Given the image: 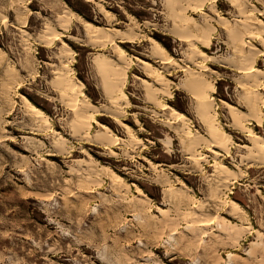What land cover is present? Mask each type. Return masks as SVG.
I'll list each match as a JSON object with an SVG mask.
<instances>
[{
  "label": "rangeland",
  "instance_id": "1",
  "mask_svg": "<svg viewBox=\"0 0 264 264\" xmlns=\"http://www.w3.org/2000/svg\"><path fill=\"white\" fill-rule=\"evenodd\" d=\"M176 1L0 0V264H264V164L248 147L264 124L248 120L243 90L255 84L264 120V0ZM190 73L212 126L232 137H219L222 156ZM78 99L95 106L80 130ZM224 102L246 114L240 128ZM100 124L118 144L91 142L111 141Z\"/></svg>",
  "mask_w": 264,
  "mask_h": 264
},
{
  "label": "bare ground",
  "instance_id": "2",
  "mask_svg": "<svg viewBox=\"0 0 264 264\" xmlns=\"http://www.w3.org/2000/svg\"><path fill=\"white\" fill-rule=\"evenodd\" d=\"M174 1H176V0H174ZM186 1V0H185ZM235 1V0H234ZM233 1V2H234ZM177 2V1H176ZM186 3V2H185ZM173 4V3H172ZM187 4V3H186ZM238 4V3H237ZM173 5H175V4H173ZM172 5V6H173ZM204 5V4H203ZM181 7V6H180ZM189 7V6H188ZM201 7V6H200ZM194 8V7H193ZM247 8V7H246ZM185 9V8H184ZM194 11H195V9H193ZM243 13V12H242ZM241 13V14H242ZM110 14V13H109ZM249 16V15H248ZM243 17V16H242ZM178 19V18H177ZM189 19V18H188ZM248 19L249 18H245V20L243 21L244 23L243 24H245V21H248ZM180 21H182L181 20V18H180ZM192 21V20H191ZM224 21V20H223ZM258 21H259V19H258ZM226 22V21H225ZM262 22V21H261ZM183 23V22H182ZM248 23V22H247ZM184 24V26H185V23H183ZM182 24V25H183ZM226 24V23H225ZM262 24V23H261ZM261 24L259 25V26H261ZM177 25H179V24H177ZM224 25V24H223ZM87 26L89 27V28H91V30L92 29H95V30H97V31H100L101 32V28H99V27H96V26H94V25H92L91 23L89 24H87ZM176 26V25H175ZM200 26H202V25H200ZM200 26H194V27H188L189 28V32H191V33H193V34H196V36H200V35H203V31H204V29H202ZM205 26V25H204ZM244 26V25H243ZM246 26H248L247 24H245V27ZM258 26V25H257ZM183 27V26H182ZM182 27H180V28H182ZM249 27V26H248ZM253 27H254V25H253ZM178 28V27H177ZM186 29V27H183V29ZM184 29V30H185ZM234 29V28H233ZM252 29H254V28H252ZM256 29V28H255ZM231 30V29H230ZM250 30H251V28H250ZM186 31V30H185ZM103 32V31H102ZM188 31H187V33H189ZM206 32V31H205ZM98 33V32H97ZM249 33V32H248ZM113 34V33H112ZM205 34V33H204ZM230 34V33H229ZM188 35H190V36H193V35H191V34H188ZM231 35V34H230ZM232 35H234V32L232 33ZM130 36V35H129ZM205 36H206V34H205ZM235 36H237V35H235ZM96 37V40H97V38H98V41H101V40H99V37L100 36H95ZM114 37V36H113ZM112 37V38H113ZM203 37H204V35H203ZM111 38V37H110ZM202 38V37H201ZM233 38V37H232ZM191 39H192V37H191ZM205 39V38H204ZM112 40V39H111ZM124 40V39H123ZM208 40H209V38H208ZM129 41H131V40H129ZM181 41V40H180ZM262 41H263V39H262ZM112 42H114V40H112ZM112 42H111V44H112ZM134 42V41H133ZM205 42H207L206 40H205ZM209 42V41H208ZM207 42V43H208ZM231 42V41H230ZM238 42V41H237ZM98 43V42H97ZM101 43V42H100ZM234 43H235V41H234ZM114 44V43H113ZM158 44V43H157ZM261 44V43H260ZM195 45V44H194ZM192 46V45H191ZM232 46V45H231ZM264 46V45H263ZM63 47H65V50H69V47L66 45V44H64L63 45ZM118 47V46H117ZM241 47V46H240ZM248 47V46H247ZM158 48H159V50L162 52V53H166V51H165V49L164 48H162L161 46H159L158 45ZM234 48V47H233ZM264 49V48H263ZM119 52L118 53H120L121 52V55H123V56H125L126 54H125V51L120 47L119 48ZM252 50V49H251ZM190 51V50H189ZM237 51V50H236ZM62 52V51H61ZM161 53V54H162ZM191 53V52H190ZM202 53V55H205L203 52H201ZM238 53V52H237ZM258 53H260V55L261 56H264V52H262V51H259L258 50ZM249 54V53H248ZM252 54V53H251ZM166 55V54H165ZM201 55V56H202ZM252 55H255V54H252ZM251 55V56H252ZM248 56H250V55H248ZM105 57V56H104ZM170 58V57H169ZM121 59H122V57H121ZM242 59H244V58H242ZM247 59H248V57H247ZM103 60H105V58L103 59ZM102 60V61H103ZM165 60V59H164ZM107 61H109V60H107ZM113 61V60H112ZM171 61V60H170ZM163 62H165V64H166V62H169V61H163ZM105 63H107V62H105ZM109 64H110V62H108ZM115 63V62H114ZM140 63H141V65L143 66V67H145L146 68V70L149 72V74L151 75V74H155L156 72H155V68H153V66L149 63V62H146V61H144V60H140ZM162 63V62H161ZM251 63V62H250ZM103 65H104V63H102ZM240 64V63H239ZM115 65V64H114ZM100 65H98V67H99ZM105 66V65H104ZM111 66V65H110ZM113 66V65H112ZM112 66H111V68H112ZM116 66V65H115ZM245 66V65H244ZM118 67H120V66H118ZM117 67V68H118ZM240 67V66H239ZM102 68H104V67H102ZM106 69L108 68V67H105ZM144 68V69H145ZM105 69V71H107V72H109L110 71V69L108 68L107 70ZM104 70V69H103ZM240 70H241V73L243 74V75H245V76H252V77H254V78H258V77H260L259 75H261V74H263L262 73V71L260 70V69H258V68H256L255 66H252V67H249L248 66V68H246V67H240ZM62 71V70H61ZM100 72H101V70H100ZM115 72V71H114ZM116 72L117 73H121V68L117 71L116 70ZM102 73V72H101ZM104 73V72H103ZM116 73V74H117ZM105 74V73H104ZM107 74V73H106ZM115 74V73H114ZM148 74V75H149ZM157 74H159L158 72H157ZM191 74V78H190V80L188 81V83H187V89L190 91V90H192L191 92H193V94L195 95V99H197V101H198V103H199V107H200V110H199V114H200V116L203 118L202 120H204V124L205 125H207L208 126V129H209V134L211 135V138H212V140H213V142L214 143H216V145L214 144V146H213V149L216 147V149L217 150H221L222 148H224V147H226V146H224V147H222L223 145H220V143H221V141L219 142V137H223V138H225V139H228V140H230L231 141V139H232V137H230V135H228L227 134V132H225V131H223V132H217L216 130H215V128H214V126H212V124H211V120H210V115H209V111H208V108H209V106L208 105H210V104H208L211 100L209 99V97L206 95L207 94V92L205 93V92H202V91H200V89H199V85H200V83H202L203 82V80L201 81V79H199V80H197V78H193L192 79V73H190ZM107 75H109V74H107ZM111 76L113 75V74H110ZM149 75V76H150ZM156 75V74H155ZM161 75V74H160ZM188 75V74H187ZM115 77V76H114ZM151 77V76H150ZM159 77H161V76H159ZM138 78V77H137ZM68 79V78H67ZM116 79V78H115ZM126 79V78H125ZM247 79V78H246ZM249 79V78H248ZM77 80V79H76ZM141 81H142V83L144 84V86L145 85H147L148 84V81H146V80H144V79H140ZM258 80V79H257ZM256 80V81H257ZM118 81V80H117ZM140 81V82H141ZM246 81V80H245ZM64 82V81H63ZM62 82V83H63ZM157 82V81H156ZM123 83H125L124 81H123ZM247 84L244 86V88H243V90H244V92H246V94L247 95H250V97L249 98H246V100H247V104H248V106H249V108H250V111H249V115H247V118H248V120L251 118V119H255V120H258V125H259V123H260V125L261 124H264V120L263 119H261V117H260V111L258 110V108H256V106H255V101H256V98H255V96H252V94H254V92H256V91H254V90H249L251 87H255L253 84H250L249 82H246ZM252 83V82H251ZM64 85V84H63ZM81 85V84H80ZM251 85V86H250ZM69 86V85H68ZM77 86V85H76ZM124 86V85H123ZM163 86V85H162ZM240 86V85H239ZM114 87H115V85H114ZM121 87H122V85H121ZM69 88V87H68ZM73 88V87H72ZM71 88V89H72ZM159 88V87H158ZM64 89L66 90L67 88L66 87H64ZM156 89V88H155ZM160 89V88H159ZM161 90V89H160ZM212 92H214L215 91V86L213 87V88H211L210 89ZM208 91V90H207ZM123 92V91H122ZM211 92V93H212ZM119 93H121V91L119 92ZM80 94H82L81 92L79 93V94H77V95H79L80 96ZM84 94V93H83ZM123 96H122V100H123V97H124V99L126 100V101H129L128 100V97H127V95L125 94V93H123L122 94ZM152 95V94H151ZM156 95V94H155ZM255 95V94H254ZM85 96V95H84ZM109 96V95H108ZM110 96H112L110 99H114L113 98V94L112 95H110ZM83 97V96H82ZM251 97H254V99L253 98H251ZM77 98V97H76ZM115 98H116V96H115ZM118 98H120V95H119V97ZM117 98V99H118ZM211 98V97H210ZM244 98V99H245ZM243 99V98H242ZM116 100V99H115ZM124 100V101H125ZM24 101H25V103L29 106V107H31V110L36 114V115H38V116H40V117H45L44 116V113L40 110V109H38L37 107H35L34 105H32L31 103H30V101L28 100V99H26L25 97H24ZM76 101H78L77 102V111H76V115L78 116L77 118H78V124H76L77 125V129H81V128H83L85 125H86V122L89 120H87L86 121V116L87 115H89L90 113H91V111H93V109H95L94 107V105H92L90 102H88L87 101V99H83V100H81V99H78V100H76ZM116 101H118V100H116ZM123 101V102H124ZM113 102V101H112ZM111 102V103H112ZM115 102V101H114ZM122 102V101H121ZM121 102H119V103H121ZM258 102V101H257ZM261 102V101H260ZM109 103V102H108ZM118 103V104H119ZM224 104H225V106L227 107V109L230 111L229 113H231V115H232V122H233V126L234 127H236V128H238V126H239V128H240V121L243 119V118H245L246 116V114L243 112V111H241V110H239L238 108H236L235 106H233V105H231V104H228V103H225L224 102ZM258 104V103H257ZM116 105V104H115ZM116 106H118V105H116ZM120 106V105H119ZM164 107V106H163ZM208 107V108H207ZM76 108V107H75ZM165 110H166V112H167V109H172V108H170L168 105H166L165 107ZM172 115H173V117L175 118V119H179L180 121L181 120H186V116L184 115V114H182V113H180L179 111H177V110H174V109H172V113H171ZM90 115H92V114H90ZM93 115H95V114H93ZM90 118V117H89ZM112 118V117H111ZM45 119V118H44ZM246 119V118H245ZM247 120V119H246ZM77 121V120H76ZM97 122V121H96ZM248 124H250V125H253V123H248ZM84 125V126H83ZM97 125H99V124H97ZM242 125V124H241ZM100 126H102V128H103V130L105 131V133L107 134V136H108V134H109V136L108 137H111V141H107L106 142V140H105V142L104 143H101L100 141H99V138L97 139H92V138H90V136H89V139L91 140V142H93L94 144H98V145H100V146H103V147H105V146H111V145H113V144H116L117 143V141H119L120 139H119V137H117L114 133H113V131L109 128V127H107V126H105V125H102V124H100ZM126 127H127V125H125ZM125 127V128H126ZM217 127V126H216ZM73 129V128H72ZM128 129H130V128H128ZM75 130V129H74ZM248 132H249V134H248V137H250V139H251V141H252V145L253 146H248L249 147V149H250V153H251V156L252 157H250L251 158V160H250V162H252V161H255L254 163H259V164H264V140L260 137V136H258L252 129H249L248 130ZM102 133V132H101ZM105 135V134H104ZM191 135H193V134H191ZM101 136H103V135H101ZM195 136V135H194ZM103 138H104V136H103ZM190 138V137H189ZM196 139H198V140H203V139H206V137L204 136V135H197L196 136ZM99 142H98V141ZM101 140V139H100ZM62 141V140H61ZM189 141V140H188ZM194 142V141H193ZM192 142V143H193ZM106 143V144H105ZM182 143V142H181ZM190 143V142H189ZM194 143H196V142H194ZM194 143L192 144L193 146H194ZM205 143V142H204ZM118 144V143H117ZM207 144V143H206ZM205 144V145H206ZM212 144V143H211ZM210 144V145H211ZM61 145V144H60ZM122 145V144H121ZM132 145V144H131ZM187 145H189V144H187ZM198 145V144H197ZM218 145H220V147L218 146ZM212 146V145H211ZM192 147V146H191ZM109 148V147H108ZM219 148V149H218ZM105 150H106V147H105ZM108 150V149H107ZM227 151L229 152V148H227ZM192 152V151H191ZM221 152H224V149H223V151L221 150V151H216V150H212V153L214 154V155H216L217 157L218 156H222V153ZM226 153V152H225ZM191 155V154H190ZM192 156H194L193 154H192ZM195 158H196V156H194ZM191 158H193V157H191ZM249 158V159H250ZM195 163V162H194ZM249 163V162H248ZM253 163V164H254ZM258 165V164H257ZM259 166V165H258ZM264 166V165H263ZM216 167H217V169L219 170V171H222L225 175L227 174V175H229V174H231L232 173V171L228 168V167H226V166H221L219 163H217L216 164ZM259 168H260V166H259ZM112 171V170H111ZM221 172V173H222ZM110 174V173H109ZM113 174V175H112ZM112 174H111V176H114L115 177V179L116 180H118V179H120V181H121V177L117 174V173H115L114 171H112ZM226 175V178L228 179V176ZM91 178V177H90ZM224 178V177H223ZM223 178H222V180H223ZM87 180V179H86ZM91 181V180H90ZM119 181V180H118ZM223 183V182H222ZM225 185V184H224ZM181 192H183V191H181ZM180 192V193H181ZM176 194V193H175ZM214 194V193H213ZM180 195V194H179ZM178 195V196H179ZM184 195V194H183ZM217 195V194H216ZM215 195V196H216ZM173 196V195H172ZM182 198V197H181ZM170 199V198H169ZM173 207V206H172ZM233 207L237 210V208L239 207L238 206V204L237 203H235V202H233ZM178 209H180V207L178 208ZM175 210H177V209H175ZM179 211V210H178ZM177 214V213H176ZM216 214V213H215ZM178 215V214H177ZM204 217H206V216H204ZM200 219V218H199ZM198 219V220H199ZM197 221V220H196ZM191 223V222H190ZM207 223V222H206ZM210 224H211V222H210ZM215 225V224H214ZM203 226V225H202ZM201 226V227H202ZM209 227V226H208ZM203 228H204V226H203ZM207 228V227H206ZM225 231V230H224ZM256 247H258V246H256ZM260 249V248H259ZM252 250V249H251ZM251 250L247 253V256L249 255V256H251ZM256 257V256H255Z\"/></svg>",
  "mask_w": 264,
  "mask_h": 264
}]
</instances>
